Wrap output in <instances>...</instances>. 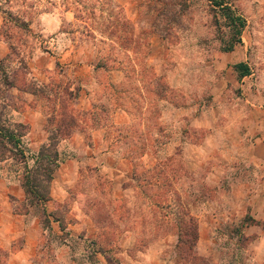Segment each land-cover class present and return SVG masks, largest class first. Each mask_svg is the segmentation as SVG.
<instances>
[{"label":"rangeland","instance_id":"374dc122","mask_svg":"<svg viewBox=\"0 0 264 264\" xmlns=\"http://www.w3.org/2000/svg\"><path fill=\"white\" fill-rule=\"evenodd\" d=\"M228 1L247 20L233 51L223 50L230 30L209 0H0V127L15 130L13 111L26 110L32 94L49 118L56 103L62 113L59 90L76 110L77 97L64 90L83 85L108 106L104 118L114 107L132 117L111 129L113 153L102 160L108 167L123 159L124 171L131 162L137 179L90 160L64 203H37L23 187L20 153L1 139L0 211L8 201L19 217H0V264H15L22 250L21 264H264V222H255L264 206V145L255 140L264 131V0ZM95 25L112 39L91 34ZM100 59L109 67L92 78L86 67ZM241 62L249 75L239 79ZM111 72L124 76L117 87ZM28 156L32 177L36 157ZM157 165L167 178L146 186ZM8 182L23 197L7 196ZM155 190L166 196L155 201ZM83 212L103 220L97 237L94 227L71 236ZM183 217L198 220L192 250L179 242L174 222ZM30 238L35 246H26Z\"/></svg>","mask_w":264,"mask_h":264},{"label":"crops","instance_id":"0c3cea01","mask_svg":"<svg viewBox=\"0 0 264 264\" xmlns=\"http://www.w3.org/2000/svg\"><path fill=\"white\" fill-rule=\"evenodd\" d=\"M96 65L97 60L91 64H88L86 67L91 72L90 75L92 78L95 77L92 76V74L95 72ZM111 76L113 77L111 80L112 87H117L118 84L122 83L124 78V76H122L120 72L116 74L115 72H111ZM47 82H43L42 85L45 86ZM71 89L74 90V92L75 90H77L76 92H79V94L75 92V96L77 97V99L75 100V104L77 107L76 110L82 112L90 111L92 108H94V104L99 103V99H97V97L95 99H92V94L90 95V91L86 90L83 85L77 86V88L76 86H72ZM36 99H38L37 96L35 94H32V98H30L26 110L13 111L16 115L17 121L28 126V133L22 138V141L26 143L23 149L27 157H29L28 154H32L33 161L34 157H36L40 152L41 146L48 141L50 136V132L47 130L49 115L48 113L43 111L45 110L43 108V105H39V101ZM35 100L37 101L39 108L35 106ZM113 112L114 113L110 115L111 117L109 116V118L106 119L107 121L105 123L103 122L102 127L96 129H87L89 140L87 138L86 132H84L81 128H77L76 130H74L70 137L60 140L57 146L60 155V166L54 173V178L51 182L50 202L59 204L64 203L67 200L70 191L72 189H75L77 186L82 167L88 164L90 160H94V162H96V165H98L99 167L103 166L104 169L109 168L112 171L118 172V174L126 176V178L133 177L134 168L132 171L133 164L131 162L128 161V170L124 171L120 166L122 164L118 165V163H123V159L120 160L117 165H111L108 167H106V163H103L104 159L102 160L103 157L105 158L110 153H113L112 150L110 151V144H112L113 138L115 137L112 136L110 138L111 129L115 128V126H122L125 124L129 125L132 122V117L126 109H123L122 107H114ZM260 115H264V109H261ZM260 133L261 134H257L255 138L257 147L264 145V131ZM114 154L118 155V152ZM111 158L112 157H110V159ZM4 193H6L7 196L13 195L18 199L23 197L24 189L21 185L12 186L8 182V184L5 186ZM9 209H12V204L8 201H4V207L2 211H0V217H14L18 221L19 215H14L13 213L9 214ZM255 220L257 222H264V206L260 209V212L258 214L256 213ZM74 224L75 225L72 229H75L76 232H71V236L78 237L81 234H93V229H91V227H94L93 237H97L98 232H100L96 225H94V221L85 212L77 217V221ZM85 228L88 229L87 232ZM34 241L35 240H33V238L28 239V242H26V246H35L36 244ZM6 246L7 245L4 244V247ZM20 252L24 253L23 250ZM22 253L16 254L15 264H21L24 261V259L22 258ZM24 255L26 254L24 253Z\"/></svg>","mask_w":264,"mask_h":264},{"label":"trees","instance_id":"16d2710c","mask_svg":"<svg viewBox=\"0 0 264 264\" xmlns=\"http://www.w3.org/2000/svg\"><path fill=\"white\" fill-rule=\"evenodd\" d=\"M211 6L215 10L214 16L216 19H218V22L220 19L224 20L225 26L230 30V38L226 45L224 46V51H233L234 48L242 43V36L243 32L247 26V20L244 16H242L235 7H233L232 3H230L228 0H209ZM217 11V12H216ZM121 19V17L119 18ZM94 25V24H93ZM95 26H89V31L91 34L95 32H101L109 35V38L112 39L113 34L112 32L106 28L104 30H100L99 28H95ZM98 27V26H97ZM172 27H168L164 29L165 34L164 37L167 39H170L172 36L171 33ZM124 46V45H123ZM113 47V46H111ZM122 47V46H121ZM108 63L106 60L100 59L98 64L96 65L95 69L98 71L99 69H108ZM234 69L237 73V77L239 79L248 76L249 75V67L246 63L241 62L234 66ZM124 73H126L124 71ZM59 90V89H58ZM41 91V90H40ZM43 92V91H41ZM64 94L67 95V97L72 100V97L75 95L74 90L69 88L67 86L66 90H64ZM37 96V94H35ZM59 95H61L60 90L58 91V95L56 96V102L60 101V109L62 110V113H58L57 109V103L55 104V108L51 111L53 113V116L51 118L48 117V124L47 130L50 132V136L48 141L41 146L40 152L36 156L35 159V168L32 171L33 176L30 177L28 174L30 172V168L28 164H26V154L21 148V142L22 138L26 135L22 134V132H19V129L25 128L26 126L22 123H17L15 130H6L4 127H0V144L1 139L2 140H8L9 142H12L14 147L16 148V151L20 153V157L22 162L26 165L27 175L25 176V182L23 184L24 189L26 190V193H30L34 196L37 203L39 202H46L49 201L50 198V187L51 182L54 178V173L60 166V155L58 151V143L63 138H68L72 135L74 130L77 128L83 129L84 132L87 134V138L89 140V135L87 132V129H96L103 126V122L105 123L107 120L103 117V113L107 112L108 106L105 103L94 104V108H92L90 111H78L73 110V108L66 102V100L61 101L59 98ZM60 99V100H59ZM109 100V99H108ZM68 104V105H67ZM99 107H101V113L95 112ZM66 110V113L64 112ZM59 116L61 118H66L59 120L57 117ZM67 116V117H66ZM81 116V117H80ZM88 116V119L85 117ZM85 120H87L85 122ZM55 131V132H54ZM160 165H157L154 167V171L152 172L149 179H143V181L147 184H151V186L159 187L160 185V179L161 177L166 179L167 176L162 172V170L159 168ZM162 169L165 170L164 166H161ZM148 171V170H146ZM150 172V170L148 171ZM135 179V176L133 177ZM137 180V179H135ZM151 180V181H150ZM152 181H154L152 183ZM159 182V185H158ZM44 184H46V188L44 193L41 192V188L45 187ZM142 188V187H141ZM166 194L160 193L157 190L152 194V198L159 200L161 198H164ZM160 203L156 202L153 205L159 206ZM156 211H153L155 213ZM160 213V212H159ZM45 216L48 218L52 215L47 213L45 211ZM47 218V219H48ZM94 222L98 225V229L101 233L103 229H105L106 226L103 225V220L98 217L93 218ZM162 220H158V217L155 220L156 223V229L155 230H162L163 229V223ZM189 224V229H187L186 225ZM254 222V220H253ZM255 222H257L255 220ZM174 223H178L177 227L179 229V242L180 244L186 245L191 250L196 245L197 241L199 240V226H198V220L196 217H189L188 221L185 217L175 219ZM106 233H104L105 235ZM188 236H191L192 238H188Z\"/></svg>","mask_w":264,"mask_h":264}]
</instances>
